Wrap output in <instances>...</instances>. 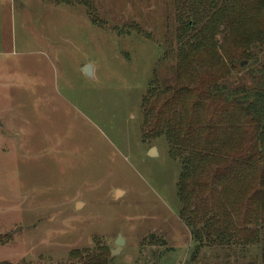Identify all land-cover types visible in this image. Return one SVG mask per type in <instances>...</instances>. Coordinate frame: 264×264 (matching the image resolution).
<instances>
[{"label": "rangeland", "instance_id": "rangeland-1", "mask_svg": "<svg viewBox=\"0 0 264 264\" xmlns=\"http://www.w3.org/2000/svg\"><path fill=\"white\" fill-rule=\"evenodd\" d=\"M91 2L99 25L82 3L0 0V261L66 264L98 244L107 264H261L256 246L196 250L179 164L142 140L141 98L173 63L172 0Z\"/></svg>", "mask_w": 264, "mask_h": 264}, {"label": "trees", "instance_id": "trees-1", "mask_svg": "<svg viewBox=\"0 0 264 264\" xmlns=\"http://www.w3.org/2000/svg\"><path fill=\"white\" fill-rule=\"evenodd\" d=\"M63 1L89 7L99 25L93 0ZM172 7L175 45L161 58L173 63L160 79L152 71L141 98L142 140L163 137L179 164L178 215L196 250L256 246L264 264V0H172ZM12 237L0 233V246ZM108 257L97 244L70 252L66 264Z\"/></svg>", "mask_w": 264, "mask_h": 264}, {"label": "water", "instance_id": "water-1", "mask_svg": "<svg viewBox=\"0 0 264 264\" xmlns=\"http://www.w3.org/2000/svg\"><path fill=\"white\" fill-rule=\"evenodd\" d=\"M244 62H242L241 64H243ZM82 73L86 76V77H93L94 73H93V68L91 64H87L85 66L82 67ZM149 155L154 156V154H156L155 152V148H151L149 151ZM124 244V239L122 235H119L117 237V239L115 240V247L110 249V253L113 255L119 253V251L121 250V246Z\"/></svg>", "mask_w": 264, "mask_h": 264}]
</instances>
